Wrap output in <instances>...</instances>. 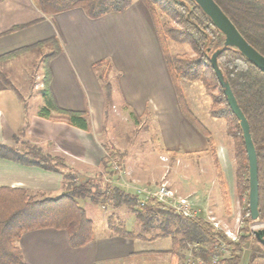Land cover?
Wrapping results in <instances>:
<instances>
[{
    "label": "crops",
    "instance_id": "obj_1",
    "mask_svg": "<svg viewBox=\"0 0 264 264\" xmlns=\"http://www.w3.org/2000/svg\"><path fill=\"white\" fill-rule=\"evenodd\" d=\"M54 36L62 50L49 63L51 92L60 107L88 112L91 131L40 117L43 98L25 96L19 90L31 88L30 82L11 80L0 66V142L37 146L45 155L65 158L72 169L98 167L105 148L95 136L107 98L94 64L108 59L119 76L113 98L119 96L142 117L150 106L168 149L201 145L197 131L179 109L154 22L143 1L133 0L122 12L92 18L80 7L46 13L34 0H0V58ZM21 57L24 53L7 62L14 65ZM37 89L36 93L42 88ZM0 187L24 188L39 198L58 196L64 191V178L61 172L0 158ZM82 206L94 222L95 238L73 248L65 230L26 232L18 245L28 264H180L169 240L160 244L159 239L104 235V229H109L107 219L101 222L102 231L95 221L99 206Z\"/></svg>",
    "mask_w": 264,
    "mask_h": 264
},
{
    "label": "trees",
    "instance_id": "obj_2",
    "mask_svg": "<svg viewBox=\"0 0 264 264\" xmlns=\"http://www.w3.org/2000/svg\"><path fill=\"white\" fill-rule=\"evenodd\" d=\"M142 1L151 13L183 112L193 124L203 130L208 139H210L208 129L187 107L181 83L202 81L208 91L218 88L214 101L215 104L222 106L215 110L214 114L228 121L229 135L235 140L236 157L239 162L238 189H246L249 197V165L243 131L239 119L228 104L225 88L210 61L211 55L218 52L217 60L223 78L230 86L250 125L258 158L259 219L264 222V71L236 47L225 45V35L194 0ZM34 2L46 13H58L81 7L90 17L97 18L110 12L124 11L133 0H34ZM215 2L233 21L243 37L264 55V0H215ZM170 41L188 44L194 55L171 53L168 47ZM46 47L50 50L43 56L45 65L41 93L44 103L39 110V116L46 119L57 118L58 121H65L71 126L90 132L91 125L87 113L60 107L51 92L49 63L62 50L57 36L17 49L0 59ZM110 67L111 63L108 59L94 64L108 104L111 102L113 89L107 81V73L110 72L108 69H112ZM53 113H56V116H53ZM131 113L136 121L140 120L139 116ZM210 144L212 147V142ZM104 148L103 164H109L111 159H115L121 165L122 154L113 146ZM0 158L61 172L65 188L58 196L37 198L24 188L0 187V264H28L18 240L29 231L43 228L65 230L73 248L82 247L95 238L94 222L79 203V198L88 195L91 189L96 187L92 182L87 180L78 184L72 168L63 158L44 155L37 146H27L26 151H20L16 147L0 142ZM69 178L71 182L66 184L65 180ZM92 199L95 201L101 199L102 202L113 207L125 205L133 210L141 224L140 231L128 229L125 225H115L110 216L108 228L119 236L150 241L169 236L173 250L182 249L186 246V242H195L198 243V248L194 255L203 260L209 259L210 254L217 251L219 241H226L230 248V256L218 264H240L243 246L254 239L261 251L253 253L248 264H264V245L256 238L254 232L241 236L237 242L227 241L223 234L215 232L206 222L177 215L153 198L140 205L138 196L125 193L117 186L108 185L104 190H98ZM246 211L248 220L252 221L249 202ZM150 231L153 233L148 236L146 233Z\"/></svg>",
    "mask_w": 264,
    "mask_h": 264
},
{
    "label": "rangeland",
    "instance_id": "obj_3",
    "mask_svg": "<svg viewBox=\"0 0 264 264\" xmlns=\"http://www.w3.org/2000/svg\"><path fill=\"white\" fill-rule=\"evenodd\" d=\"M168 47L173 54L194 55L191 47L186 43L170 41ZM49 50V47L35 48L24 53V57L18 58L14 65H9L7 59L0 62L2 71L8 72L11 80L30 82L32 89L26 86L19 91L25 96H30V98L32 96V100H35L37 95L42 98L41 91L36 93V90L43 88L45 65L43 56ZM13 58L10 57V59ZM163 58L168 70L164 53ZM114 69H108L110 72L107 73V81L112 87L117 85L119 77L118 72ZM170 79L172 81L171 76ZM181 85L188 109L208 129L210 134V139H208L203 130L186 117L173 84L181 113L202 140L200 146H191L190 149L181 147L175 150L168 149L164 145L158 123L153 119L154 113L150 110V106L147 108L148 114L142 117L129 104L122 102L119 96L113 98L115 89H112L111 102L108 104L106 101L103 120L97 123L100 132L95 136V139L103 147L113 146L122 154L121 172L117 173L109 164H103V160L98 167L72 169L78 184L89 180L96 186L91 189L92 191L88 195L79 198V203L99 206L96 210L98 218H95L98 230L105 218L108 223L110 216L115 225H125L128 229L140 231L141 224L130 207L125 205L113 207L105 204L101 199L93 200L92 196L95 192L112 185L119 187L125 193L136 195L140 199L144 198L146 193L136 194L135 187L156 190L162 183H166L176 198L181 197L189 200L194 215L187 218L206 222L213 227L215 232L223 234L227 241L237 242L241 236L253 233L252 221L248 220L246 211L248 192L246 189H238L239 162L236 157V143L229 135L228 121L214 114V111L222 106V104H215L214 101V96L218 94V88L215 87L208 91L202 81H183ZM33 107L31 106V108ZM131 112L139 116L140 120L136 121ZM86 113L91 125L90 114ZM53 116H56V113H53ZM55 119L57 120V118L51 120ZM18 146L16 148L20 151H26V147L31 145L19 143ZM49 156L54 158V156ZM63 159L66 162V159ZM70 182V178L65 180L66 184ZM100 208L103 210L102 212ZM100 230L102 231V227ZM153 231L146 234L150 236ZM111 233L114 232L109 229L103 231L104 235H111ZM157 239H159L160 244H165L169 240L172 246V240L169 236H162ZM160 239L162 240L160 241ZM217 245L219 248L224 247L219 252L218 264L230 256V248L227 242L222 240ZM196 248H198V243L186 242V246L182 249H171V251H175L180 264H208L213 253L210 254L209 259L203 260L194 255ZM260 251L259 244L251 239L243 246L240 264H248L252 254Z\"/></svg>",
    "mask_w": 264,
    "mask_h": 264
},
{
    "label": "water",
    "instance_id": "obj_4",
    "mask_svg": "<svg viewBox=\"0 0 264 264\" xmlns=\"http://www.w3.org/2000/svg\"><path fill=\"white\" fill-rule=\"evenodd\" d=\"M202 10L212 19L216 27L225 35V45L233 46L240 50L253 64L264 71V55L255 49L240 33L233 21L225 14L215 0H194ZM218 52L211 57V65L218 79L225 88L228 104L239 119L243 131V138L249 165V208L253 222H259V184H258V158L250 125L245 114L241 110L230 86L225 82L222 70L217 60ZM256 238L264 245V228L254 231Z\"/></svg>",
    "mask_w": 264,
    "mask_h": 264
},
{
    "label": "built area",
    "instance_id": "obj_5",
    "mask_svg": "<svg viewBox=\"0 0 264 264\" xmlns=\"http://www.w3.org/2000/svg\"><path fill=\"white\" fill-rule=\"evenodd\" d=\"M109 165L113 170H115L117 173L121 172V165L119 162H117L115 159H111L109 162ZM136 194H145L144 198H140V205H144L145 202L150 199H156L158 202L163 203L166 205L169 209H171L173 212L186 216V217H191L193 216V211L192 208L190 207V202L187 198H176L174 192L172 189H170L166 183H162L160 186L156 188V190H148L146 188H140V187H135ZM251 228L252 232H254L257 229L264 228V222L259 221V222H251ZM219 248V247H218ZM215 251L209 260V264H217L219 260V252L220 250L224 249L222 246L221 248Z\"/></svg>",
    "mask_w": 264,
    "mask_h": 264
}]
</instances>
